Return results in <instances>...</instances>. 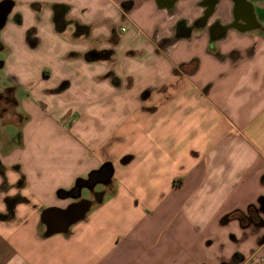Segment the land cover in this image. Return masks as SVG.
I'll return each mask as SVG.
<instances>
[{
  "label": "crops",
  "instance_id": "1",
  "mask_svg": "<svg viewBox=\"0 0 264 264\" xmlns=\"http://www.w3.org/2000/svg\"><path fill=\"white\" fill-rule=\"evenodd\" d=\"M5 5L11 12L0 31L45 45L51 63L28 78L21 66L0 67V91L12 88L17 102L15 112L0 111V264H264V0H0V11ZM55 6L65 10L61 29ZM98 38L109 44L91 43ZM14 41L0 38V50ZM118 50L160 77L163 95L142 108L157 112L152 127L138 117L122 129L148 144L140 147L152 158L134 161L129 142L115 136L106 143L105 136L109 155L88 163L95 146L86 133L108 131L133 112H101L108 103H143L157 89L153 83L133 94ZM107 60L108 68L87 70ZM35 78L45 89L28 82ZM33 102L58 109L43 114ZM50 113L61 122L51 121L47 132L65 133L63 122L71 131L64 146L71 160H25V132ZM10 126L20 133L15 141ZM106 163L111 175L89 181ZM84 200L90 209L82 220L45 235V210L61 224V210Z\"/></svg>",
  "mask_w": 264,
  "mask_h": 264
},
{
  "label": "rangeland",
  "instance_id": "2",
  "mask_svg": "<svg viewBox=\"0 0 264 264\" xmlns=\"http://www.w3.org/2000/svg\"><path fill=\"white\" fill-rule=\"evenodd\" d=\"M2 37H5V38L9 37V39L13 41L15 40V38H13L14 36L12 34L7 33V31L6 32L0 31V38ZM90 41L91 43L97 44V45H102L105 43L109 44V41H107L105 38H98L96 40H90ZM13 43H14L13 44L14 48H10L11 50L10 49L0 50V61L8 63L9 71L17 69L19 66H21L25 70L24 73H26V78H28V76L32 72L31 71L32 69H33V72H32L33 76L35 77L37 74V71H36L37 67L47 64V63H51V60L49 59L47 60L46 58V54L44 52L45 47H46L45 45H43L44 48L42 47V45H40V43L36 47L32 46V44L27 43L26 40L22 37L16 39ZM74 51L78 52L80 51V49H74ZM117 53H118V58L116 62L117 67L122 66L123 69H125V74L129 75L131 79V83H132L131 88L134 90L133 94L137 93L142 88L143 89L148 88L150 85H153V83L155 86L161 85V83L158 82L159 81L158 78L160 77L159 76L157 77V74L155 72L150 70L149 67H146L148 64H146L145 61H139L138 57H134V56L128 57L126 56V54H123L124 52H121L119 50ZM128 58H131L132 60H129ZM72 59L76 60L74 62L77 64L78 67L82 64V61L77 60L78 58H72ZM109 63H110L109 60L100 61L99 64L91 63V64H88L89 67H87V70L91 72L93 70L97 71L99 69H104V68L106 69L109 67L110 65ZM132 63H135V65H131ZM3 74H4L3 69L0 68V81H1ZM16 76H18V74H16ZM107 76L110 77L114 85H119L121 83L120 78L114 73L111 72ZM28 82L32 83L33 86H35L36 88L40 90L45 89L44 87L46 85L45 84L46 81L40 80V78L39 79L35 78L34 80H30ZM68 86H69V82L66 84L65 83L62 84L56 90H50V92H59ZM160 88L161 87H157V89L154 90L155 95L153 96L151 100L146 99L143 103L138 102V100L136 99H132L131 101H129V103H127L124 98L123 99L118 98L119 100L117 101V103H108V106L110 108L107 110H102L101 112H104L106 114L108 113L114 114L115 112H117V114H121L122 112L127 111V108L132 109L133 112L130 113V116L127 119V122H124V121L120 122L122 119L121 120L118 119L116 121L113 120L112 129H109L108 131L107 130H103V131L95 130L96 133H93L92 131L94 130V128H92V130H89V132L86 133L85 141L89 143L92 142V144L95 146L94 150L91 152V154H89L88 163L95 164L96 162H99L102 159H105V157L109 155V152H108L109 150H103L104 145H103L102 139H104L105 136L107 137L106 143H108L109 139L115 136H118V137L121 136V138L124 139V142L122 141L121 143L124 145H127L126 143L129 142V145H131V147L134 148V152H132L136 156V159L134 161L136 160H139V161L146 160L147 161L148 159L152 158V154H153L152 150L144 151L143 148L140 147V145L143 147V146H147L148 144L145 145V143L143 142L137 143L136 138H133V136H129V135L126 136L125 134L122 133V129H124V127L127 126L128 121L132 120L133 118H135L134 122H137L138 117H141V121L143 125L149 126V128L152 127L153 119L157 117V112L156 113H146L142 111V108L143 107L144 108L153 107V105H155L154 104L155 101L158 100V98L161 97V95H163L161 92L158 91V89ZM119 96L121 95L113 94L110 97L111 99H115L114 97H119ZM135 96L136 95H134V97ZM32 104L36 110H38L39 112L43 114H49L48 113V111H50L49 109H55L54 107L58 109L57 106H54L55 104H51L49 102L47 103L48 105L47 109H43L41 106L39 108V104H35V102H33ZM117 104L119 105L115 106ZM58 116L59 115L57 113H55L54 115L50 113V116L48 117L49 120L46 119L45 116L38 119L37 121L34 119L32 120V122L30 123L31 126L30 125L29 126H30V129H33L31 130L33 134H30V131L25 132V142L27 145L25 151L23 152L25 160L27 161L35 160V161H38V163L40 164L44 163L46 160L53 161L55 159V156L56 158H60L62 156V159L65 161L71 160V152L67 151V149L64 147L66 145L70 146L71 144L72 135H71V131L69 127L63 122L60 124L62 128L61 127L59 128L64 129L66 131L65 133H54V131L51 133L47 132V130L50 127V125L48 127V124H50L51 121H54L55 123H56V120L61 122V120L58 119ZM126 116L127 114L122 116V118L125 119ZM100 121H101V124H104V122H102L100 118H97V122H100ZM105 122L108 123L109 121L105 120ZM5 131L7 135H9L11 140L13 139L15 141L18 139V134H19L18 128L10 126ZM112 131L113 133H115V135L111 134ZM130 139H132L133 141H131ZM131 142H133V144H131ZM33 145L37 147L38 146L49 147L51 151L40 152L39 150H34ZM57 147L60 149L56 150ZM105 153L107 154L106 156H105ZM129 160H130L129 158H125L122 161L128 162ZM130 165L134 168H137V164L131 163L128 165V167H130ZM262 229H264V227H262Z\"/></svg>",
  "mask_w": 264,
  "mask_h": 264
},
{
  "label": "water",
  "instance_id": "3",
  "mask_svg": "<svg viewBox=\"0 0 264 264\" xmlns=\"http://www.w3.org/2000/svg\"><path fill=\"white\" fill-rule=\"evenodd\" d=\"M11 12V6L0 11V27L6 23L7 16ZM90 209V203L87 200L73 203L67 209L61 210L60 219L61 224H58L53 215H51V209H47L42 214V221L45 223L47 230L45 235L51 236L56 233H65L68 231L70 226L76 222L82 220Z\"/></svg>",
  "mask_w": 264,
  "mask_h": 264
},
{
  "label": "trees",
  "instance_id": "4",
  "mask_svg": "<svg viewBox=\"0 0 264 264\" xmlns=\"http://www.w3.org/2000/svg\"><path fill=\"white\" fill-rule=\"evenodd\" d=\"M65 10L59 11V7H54V20L57 25V29H61V27H64L66 25V21L64 20ZM78 32H85L88 30V27L78 25L77 26ZM112 173V166L109 163H106L102 165V167L98 171H92L90 173L89 181H93L95 178H97L98 175H102L103 178L109 177Z\"/></svg>",
  "mask_w": 264,
  "mask_h": 264
},
{
  "label": "flooded vegetation",
  "instance_id": "5",
  "mask_svg": "<svg viewBox=\"0 0 264 264\" xmlns=\"http://www.w3.org/2000/svg\"><path fill=\"white\" fill-rule=\"evenodd\" d=\"M6 8H7L6 5L2 6V10L6 9ZM15 18L17 20L18 16H16ZM0 49H3V48L0 46ZM3 64H4V62L0 61V67H3ZM11 89L0 91V111L3 110L4 112H11V113L15 112L16 107H17V102L11 94ZM0 125H1V117H0ZM18 135H20V133ZM99 179H103L101 174L98 175L97 178H95L92 182H95ZM244 222H246V218L243 217V223ZM230 264H232V263H230Z\"/></svg>",
  "mask_w": 264,
  "mask_h": 264
}]
</instances>
